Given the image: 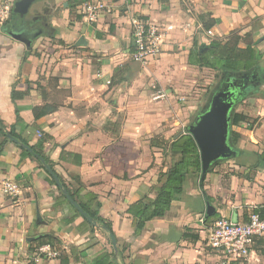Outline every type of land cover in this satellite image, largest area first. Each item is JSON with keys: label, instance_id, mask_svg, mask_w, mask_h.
<instances>
[{"label": "crops", "instance_id": "crops-1", "mask_svg": "<svg viewBox=\"0 0 264 264\" xmlns=\"http://www.w3.org/2000/svg\"><path fill=\"white\" fill-rule=\"evenodd\" d=\"M105 1L109 10L94 24L83 16L74 19L79 6L72 9L70 0H63L61 12L53 18L52 8L47 7L41 14L30 15L47 16L54 25L46 34L38 32L31 46L6 33L0 36V119L7 128L14 125L30 146L44 139L43 153L59 179L72 192L84 188L78 193L80 200L98 197L100 215L112 222L117 243L111 240L110 251L103 236L108 231L102 224L97 223L93 232L51 183L42 162L35 156L23 157L21 145L9 138L5 141L0 132V264H59L57 258L38 252L50 245L40 239L43 236L58 238L72 264H94L105 253L114 254L118 264H220V257L207 247L200 219L212 204L215 213L206 218L208 222H245L252 210L264 209V168L255 169L263 171L262 186L251 191L247 176L252 171L241 167L238 157L231 159L235 164L229 172L216 166L205 180L209 203L195 179L189 178L184 198L174 201L165 217L149 221L139 236L128 210L146 196L154 198L160 173L181 159L177 151L163 154L152 140L161 134L171 142L184 132L168 138L165 100L175 88L194 86L186 75L192 69L198 73L201 67L191 64L190 54L202 53L213 40L236 37L240 46L256 48L264 67V0ZM204 14L215 22L209 31L200 18ZM137 17L156 25L163 35L161 55L147 65L131 60L132 20ZM49 34L58 44L36 45ZM199 35L205 37L203 43L197 40ZM9 38L19 44L9 43ZM81 39L85 43L79 45ZM36 49L47 51L38 57ZM14 88L27 95L13 102ZM246 97L255 103L246 113L239 103L233 112L248 116L255 125L251 130L234 128L241 137L237 146L261 154L264 84ZM47 105L58 109L36 120L33 110ZM63 152L79 155L81 165L74 164L77 159L72 156L61 159ZM244 158L242 164L250 160L247 154ZM223 173L229 176L223 179ZM6 182L16 184L18 193L7 192ZM30 238L34 240L29 242ZM262 251L264 237L255 240L249 264H264Z\"/></svg>", "mask_w": 264, "mask_h": 264}, {"label": "trees", "instance_id": "trees-1", "mask_svg": "<svg viewBox=\"0 0 264 264\" xmlns=\"http://www.w3.org/2000/svg\"><path fill=\"white\" fill-rule=\"evenodd\" d=\"M71 8H75L76 6H80L83 4V0H70ZM74 1L75 4H72ZM9 23V22H8ZM7 23V24H8ZM6 24V25H7ZM215 25L214 20H211L210 24H204V29L206 31L211 30ZM5 29V28H4ZM242 33V32H241ZM239 39V38H238ZM237 40V39H236ZM231 40H213L209 45H206V49L202 53L193 51L190 54V62L191 64L198 65L201 68L211 69L220 75H245L252 74L257 78V84L249 89V94L258 91V87L264 84V67L261 65L260 55L257 52L256 48L252 45H247L245 47H240L239 45H231ZM238 42V40H237ZM27 95L25 92L17 91L16 88L12 91V99L13 102H16L19 99L24 98ZM247 98H243L240 103H243ZM56 106H44L41 108H35L33 110L34 118L36 120L41 119L44 116L52 114L57 111ZM18 114V112H17ZM19 119V118H18ZM254 123L250 121V118L242 113L233 112L232 114V127L230 128V136L229 142L231 146L237 150L238 159H242L244 155L252 156L254 162L248 163V168L258 169L264 168V151L259 154L256 152L248 153L244 150H241L237 147L238 141L241 138L240 134L234 131L235 127L252 129ZM0 132L4 135L5 141L8 140V135L13 136L17 140H19L23 145L29 146L33 153H30L28 150L24 149L22 146L23 157L29 156L34 157L35 154L39 155L45 160V163L53 168L50 160L43 153V144L44 139L39 140V142L34 145H29V140L21 136L16 132L15 126H11L7 128L4 126L3 122L0 119ZM119 136V133L116 132L113 134L115 139ZM170 140H165L162 136H157L152 140L153 147H160L162 149L163 154L171 153V152H180L181 159L170 166L166 172H161L159 177V182L156 186L153 187V191L155 192V197L152 198L150 196H146L141 201L132 205L129 208V213L133 217V226L135 236L141 235L143 230L145 229L146 224L149 221H152L157 218H163L166 216L167 212L171 209L172 203L174 201L182 200L184 195L187 192L186 184L189 178H194L196 183L198 184L201 192L204 194L206 201L209 203L210 198L206 195L205 192V181L201 182V171L202 164L200 159V153L197 147L196 142L193 137L189 134H182L178 138H173L171 140L170 145L168 147ZM2 146V145H1ZM1 153V148H0ZM68 156H72L77 160L73 163L76 165H81V157L79 155H72L69 153L63 152L61 154V159L65 160ZM227 161V160H223ZM218 162L208 172L211 173L213 169L218 166L221 162ZM245 161V160H243ZM42 167L45 169L44 165L41 163ZM241 167H245V163L239 164ZM50 175V174H49ZM51 183L57 186L56 182L51 177ZM61 184L64 188H66L73 199H75L80 207L84 210L85 213L89 217H91L95 222L102 224L103 228L107 230L109 233L113 232V224L112 222L104 219L100 215V209L102 204L99 202L97 196H92L87 202L84 200H80L78 197V193H80L84 188H79L77 192H72L68 186L62 181ZM82 187V186H81ZM60 190V189H59ZM61 191V190H60ZM62 193V191H61ZM63 198L67 201L66 197L62 193ZM68 202V201H67ZM70 204V203H69ZM73 210L75 213L83 217L74 207ZM258 213L262 219H264V209L256 208L253 210ZM84 218V217H83ZM211 219V217H209ZM209 218H207L209 220ZM86 221L87 219L84 218ZM88 222V221H87ZM92 231L95 232L98 229V226H93ZM195 239L198 236H194ZM40 239L48 240L49 244L55 248L58 252L57 260L59 264H72L73 259L69 256L67 252H65L61 248V241L58 238L53 236H43ZM264 255V251H262ZM94 264H118L115 260L114 254L105 253L104 255L98 257Z\"/></svg>", "mask_w": 264, "mask_h": 264}, {"label": "built area", "instance_id": "built-area-1", "mask_svg": "<svg viewBox=\"0 0 264 264\" xmlns=\"http://www.w3.org/2000/svg\"><path fill=\"white\" fill-rule=\"evenodd\" d=\"M84 20L89 24L97 23L102 13H107L109 4L105 0H94L79 6ZM163 35L159 28L137 17L132 20L131 60L147 65L162 53ZM7 192L18 193V186L10 182L4 184ZM207 247L220 257V264H249L251 249L257 238L264 237V219L253 210L247 221L237 222L230 219H218L208 222L200 219ZM38 252L57 258L58 252L50 245L42 246Z\"/></svg>", "mask_w": 264, "mask_h": 264}, {"label": "rangeland", "instance_id": "rangeland-1", "mask_svg": "<svg viewBox=\"0 0 264 264\" xmlns=\"http://www.w3.org/2000/svg\"><path fill=\"white\" fill-rule=\"evenodd\" d=\"M17 0H0V36L1 35H5L4 32V28L7 26L6 24L8 22H10V18L12 15V10L14 8V4ZM83 4L89 1H94V0H83ZM49 0H38V2H35L34 4H32V6L29 8V15H34V14H41L42 11H44V9L47 8H52L51 11V18L54 17V15L59 14V12H61V7H63L62 2L63 0H56L52 3L49 4L48 3ZM82 4V5H83ZM73 9V8H72ZM77 9V8H75ZM55 13V14H53ZM82 13L79 9L76 10L75 15H73L74 19H81L82 20ZM50 18V19H51ZM200 18L204 19L205 23L204 24H210L211 23V19L209 18V15H201ZM49 28H52L54 25H52V22L48 23ZM72 26V25H70ZM69 26V27H70ZM50 30L48 29V32ZM52 34H49L47 37H43L40 41L36 42V45L39 44H43V46L41 47H47L51 44H58L57 40L53 37H51ZM201 35H199V37L197 36V40H200V43H203L205 41V37L203 36V38ZM238 38L233 37L231 40V45H239V41L237 42ZM56 40V41H55ZM198 41L196 42L198 44ZM9 43L12 44H19L18 41H13V39H8ZM240 46V45H239ZM243 47V46H240ZM198 48V47H197ZM196 48V49H197ZM43 51L41 53L34 51V53L36 55H38V57H42V55L44 53H46L47 50L42 49ZM198 73H196V70L192 69L190 71V73H187L189 75H186L187 78L190 80V82H192L191 80H193V83L195 82L194 86H192L191 84H188L189 86L185 87L183 90L179 88H175L174 92L172 95H170L166 100V108H167V117L165 118V123L164 126H166V130L169 131L170 133L168 135V138H173L174 136H176L178 133L183 132L184 129L186 127H188L189 125H191L195 119L197 118V116L199 114H201V112H203L209 102L210 99L212 97V94L215 90V88L217 87V85L220 82V78L221 75L220 73L218 74L217 72L210 70V69H197ZM181 75V74H180ZM178 75V76H180ZM186 83H188L187 80H185ZM249 93V92H247ZM247 95V94H246ZM247 98V97H246ZM254 99L252 98H247L246 99V103L241 105L243 106V110H245L244 112H247L248 107H251L252 104H254ZM245 106V108H244ZM240 108V107H239ZM238 108V110H239ZM182 114V115H179ZM164 122V121H163ZM176 122H178L177 125H175V127L173 124H175ZM253 123V122H252ZM255 125V124H254ZM254 128V126H253ZM252 128V129H253ZM247 130H251V129H247ZM157 136H162L157 135ZM256 142V141H255ZM238 147V146H237ZM259 147V145H258ZM250 154V153H249ZM250 160L247 161V170L249 169L248 163H253L254 160L252 158V156H250L249 158ZM244 160L246 161V159L244 158ZM244 162L243 160L239 159L238 162L239 164H241L242 162ZM235 161L233 160H228V161H223L221 162L217 167L216 170L219 171H224V172H229L230 165L235 164ZM252 173L250 175H248V179L249 181H247V183L249 184L248 186H250V190H254V188L256 189L257 186H262L260 184L261 182V176H263V171L262 170H255V169H251ZM225 175L229 176V174H222L223 179L225 177ZM208 177V176H207ZM245 180V179H244ZM212 182H214V180H212ZM196 184V183H195ZM208 185H211L210 183ZM222 203H218L216 204V206H220ZM214 206V204H212ZM101 232V231H100ZM102 233V232H101ZM113 233V232H112ZM103 234V233H102ZM114 234V233H113ZM104 238H105V246L107 248H109L110 251H112L113 246L111 243V238H110V234L109 232H107V234H103ZM37 248L35 247L33 249V253H37Z\"/></svg>", "mask_w": 264, "mask_h": 264}, {"label": "water", "instance_id": "water-1", "mask_svg": "<svg viewBox=\"0 0 264 264\" xmlns=\"http://www.w3.org/2000/svg\"><path fill=\"white\" fill-rule=\"evenodd\" d=\"M27 0H19L16 7H20L21 10H16L17 12H26L28 10V5L25 4ZM34 1V0H33ZM32 1V2H33ZM30 0V6L32 4ZM21 24V20L18 16L14 17V21L4 29V32L17 40H22V32H17L14 30L18 28ZM32 40L29 39L27 44L31 46ZM85 43L83 39H81L78 44L81 45ZM249 74H245L242 76H246ZM236 78L231 82L230 85L221 86L215 92H213L210 102L207 108L201 112L195 119V121L185 128L184 134H189L193 137L194 141L197 144L200 159L202 164L201 171V182L206 180L207 174L214 166L220 161L223 160H231L236 159L238 157V152L235 150L230 142V128L232 127V114L234 108L237 104L247 96V93H243L241 91L242 86L238 84L240 81L237 79L239 74H235ZM228 79V81H230ZM181 133L180 135H182ZM179 135V136H180ZM177 136V138L179 137ZM9 140L21 145L24 149L28 150L30 153H33V150L26 145L20 143L19 140L14 138L11 135H8ZM37 159H39L47 171L50 173L52 179L56 182L58 188L62 191L67 201L84 217L87 221L93 225L97 226V222H95L91 217L84 212V210L80 207L79 203L73 199L69 191L63 187L58 175L55 171L45 163V160L39 155H34ZM215 209L213 206L208 205L206 211V218L214 215ZM38 221L41 222L42 218L39 213H37ZM110 238L114 245H116L117 241L115 235L113 233H109ZM34 238H30L29 242L33 241Z\"/></svg>", "mask_w": 264, "mask_h": 264}, {"label": "flooded vegetation", "instance_id": "flooded-vegetation-1", "mask_svg": "<svg viewBox=\"0 0 264 264\" xmlns=\"http://www.w3.org/2000/svg\"><path fill=\"white\" fill-rule=\"evenodd\" d=\"M18 1L14 4V8L12 10V15L10 18V22L7 24L5 28H7L13 21L14 17L18 16L21 20V24L18 28H15L14 30H17V32H22V41H28L29 39L33 40L36 38L38 32H43L44 34L47 33L49 27H48V19L47 16L42 15H35L30 16L29 15V8L30 6V0H27L25 4L28 5V10L26 12H17L16 10H21L20 7H16ZM228 81V79H230ZM236 78L234 75H222L220 78V82L215 88L217 90L221 86L230 85L231 82ZM237 79L240 81L238 84L242 86L241 91L245 94L249 92V89L253 88L257 84V78H255L254 75L249 74L246 76L239 75L237 76ZM214 90V92H215Z\"/></svg>", "mask_w": 264, "mask_h": 264}]
</instances>
